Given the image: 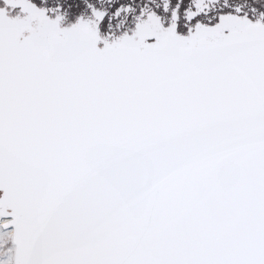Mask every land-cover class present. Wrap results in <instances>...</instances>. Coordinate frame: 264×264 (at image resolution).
Listing matches in <instances>:
<instances>
[{"label": "snow or ice", "instance_id": "1", "mask_svg": "<svg viewBox=\"0 0 264 264\" xmlns=\"http://www.w3.org/2000/svg\"><path fill=\"white\" fill-rule=\"evenodd\" d=\"M0 264H264V0H0Z\"/></svg>", "mask_w": 264, "mask_h": 264}]
</instances>
